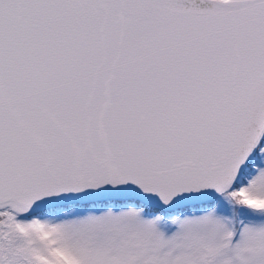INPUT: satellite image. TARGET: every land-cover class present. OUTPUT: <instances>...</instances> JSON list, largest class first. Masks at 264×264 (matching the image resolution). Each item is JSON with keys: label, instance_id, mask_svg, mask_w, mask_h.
I'll return each instance as SVG.
<instances>
[{"label": "snow or ice", "instance_id": "snow-or-ice-1", "mask_svg": "<svg viewBox=\"0 0 264 264\" xmlns=\"http://www.w3.org/2000/svg\"><path fill=\"white\" fill-rule=\"evenodd\" d=\"M0 264H264V0H0Z\"/></svg>", "mask_w": 264, "mask_h": 264}]
</instances>
